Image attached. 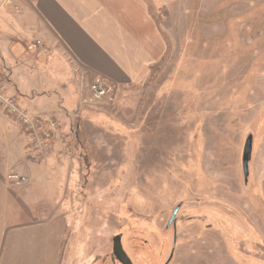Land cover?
Instances as JSON below:
<instances>
[{
	"label": "rangeland",
	"instance_id": "374dc122",
	"mask_svg": "<svg viewBox=\"0 0 264 264\" xmlns=\"http://www.w3.org/2000/svg\"><path fill=\"white\" fill-rule=\"evenodd\" d=\"M147 1L164 50L145 84L106 83L104 98L74 124L67 119L69 130L63 118L34 115L36 101L19 98L31 117L62 124L61 140L43 124L50 147L43 160L0 106V163L14 168L0 171L3 226L42 222L48 207L70 209L51 223L64 228L57 264H120L115 237L133 264H264V0ZM3 72L0 84L8 86ZM7 95L17 96L12 88ZM61 163L74 164L69 187L37 186L38 200L24 194L20 213L13 211L12 190L25 184L18 188L8 175L30 180L41 166L40 178L65 184V170L53 167ZM3 234L7 257L12 233Z\"/></svg>",
	"mask_w": 264,
	"mask_h": 264
},
{
	"label": "crops",
	"instance_id": "0c3cea01",
	"mask_svg": "<svg viewBox=\"0 0 264 264\" xmlns=\"http://www.w3.org/2000/svg\"><path fill=\"white\" fill-rule=\"evenodd\" d=\"M163 50V37L147 0H0V67L10 81L8 89L22 102L36 101L34 115L63 118L66 130L70 126L67 119L74 124L83 108L93 104V82L101 79L124 88L143 85ZM9 165L1 162L0 171H14ZM62 165L53 167L65 170V184L52 176L40 178L41 166L34 167L25 186L12 190L16 198L13 211L19 212L15 209L24 194L38 200L37 186L69 187L74 164L67 170ZM69 210L63 205L48 207L43 209L46 220L10 228L8 223L3 226L6 213H0V264H57L58 240L64 228L57 225L59 229L54 231L51 223L66 218ZM41 224L47 225L44 230ZM10 232L6 257L3 233Z\"/></svg>",
	"mask_w": 264,
	"mask_h": 264
},
{
	"label": "built area",
	"instance_id": "2783aa9c",
	"mask_svg": "<svg viewBox=\"0 0 264 264\" xmlns=\"http://www.w3.org/2000/svg\"><path fill=\"white\" fill-rule=\"evenodd\" d=\"M106 83V81L98 79L90 85L93 103L101 100L107 95L109 88ZM8 90L9 89L6 85L0 84V106L10 117H12V119H14V121H17L27 130L29 133L28 136H30L29 138L32 139V154H34V158H38L39 156L40 159L43 160L50 153V147L48 146L49 140L48 138H45V133H41L43 124L50 128L52 132L51 139L58 138L56 140H61L62 138V124L56 118L43 122L39 118L31 117L29 112L22 108L18 96L7 95ZM76 131L77 128L72 126L70 131L71 135L74 136L77 133ZM46 146L48 147L47 150ZM8 179L18 187L27 183V178L20 176L19 174H10L8 175Z\"/></svg>",
	"mask_w": 264,
	"mask_h": 264
},
{
	"label": "water",
	"instance_id": "95a60500",
	"mask_svg": "<svg viewBox=\"0 0 264 264\" xmlns=\"http://www.w3.org/2000/svg\"><path fill=\"white\" fill-rule=\"evenodd\" d=\"M252 153H253V136L250 135L245 142V146L243 149V156H242V167H243L245 183H248L249 180V175H250L249 164L252 159ZM178 210H179V206L176 207L168 226H170L174 222ZM113 254L115 259L120 264H133L131 259L128 257V255L126 254V252L122 247L120 237H115L113 240Z\"/></svg>",
	"mask_w": 264,
	"mask_h": 264
}]
</instances>
